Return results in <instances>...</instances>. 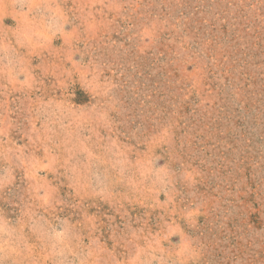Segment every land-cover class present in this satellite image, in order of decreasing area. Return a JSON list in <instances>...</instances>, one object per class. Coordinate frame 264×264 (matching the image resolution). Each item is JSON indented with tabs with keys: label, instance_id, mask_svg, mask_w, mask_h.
Here are the masks:
<instances>
[{
	"label": "rangeland",
	"instance_id": "374dc122",
	"mask_svg": "<svg viewBox=\"0 0 264 264\" xmlns=\"http://www.w3.org/2000/svg\"><path fill=\"white\" fill-rule=\"evenodd\" d=\"M0 264H264V0H0Z\"/></svg>",
	"mask_w": 264,
	"mask_h": 264
}]
</instances>
